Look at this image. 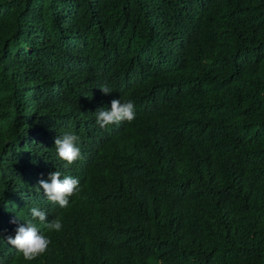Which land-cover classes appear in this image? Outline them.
Listing matches in <instances>:
<instances>
[{
  "label": "trees",
  "instance_id": "16d2710c",
  "mask_svg": "<svg viewBox=\"0 0 264 264\" xmlns=\"http://www.w3.org/2000/svg\"><path fill=\"white\" fill-rule=\"evenodd\" d=\"M119 98L135 120L100 128ZM33 207L28 261L7 237ZM0 264H264V0H0Z\"/></svg>",
  "mask_w": 264,
  "mask_h": 264
},
{
  "label": "clouds",
  "instance_id": "9594fccd",
  "mask_svg": "<svg viewBox=\"0 0 264 264\" xmlns=\"http://www.w3.org/2000/svg\"><path fill=\"white\" fill-rule=\"evenodd\" d=\"M105 94L113 89L105 84L100 87ZM136 118L135 104L132 100L113 99L110 109H98L95 111V122L100 128H108L111 125L120 124L122 121L131 123ZM80 136L73 132H66L62 136H57L54 140V146L58 157L68 164H72L82 158L81 149L77 146L80 142ZM49 180H40L39 186L43 189L44 195L51 202L57 203L64 208L69 205V198L76 196L80 191V182L77 178L63 176L61 172L55 170L48 173ZM32 219L25 225H20L15 230V236L7 237V243L14 246L25 260L31 261L45 254L51 243L50 237L40 231L33 221L45 223L46 211L38 207L30 210ZM63 228L62 219L54 218L47 223L49 232H59Z\"/></svg>",
  "mask_w": 264,
  "mask_h": 264
}]
</instances>
